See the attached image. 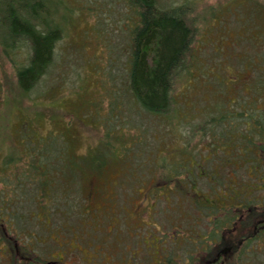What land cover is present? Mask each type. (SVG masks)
<instances>
[{
  "label": "trees",
  "instance_id": "16d2710c",
  "mask_svg": "<svg viewBox=\"0 0 264 264\" xmlns=\"http://www.w3.org/2000/svg\"><path fill=\"white\" fill-rule=\"evenodd\" d=\"M124 1L135 17L120 51L123 62H107V89H102L109 108L100 116L102 138L87 153L75 151L65 132H50L35 143L25 139L18 154L7 158L15 168L6 164L0 170V179L12 182L8 192H0V264H65L52 254L53 241L37 242L43 230L31 214L44 209L55 225L78 218L85 182L118 160L144 175L142 187H148L153 206L186 200L187 220L164 216L171 231L186 238L167 243L156 263L143 264H264V90L254 89L264 87V73L250 67L254 74L236 79L232 101H211L203 114L213 113L190 126L175 158L168 156L173 150L156 153V146L152 154L139 151L137 145L148 139L147 131L136 130L139 120L156 117L173 124L178 118L173 89L191 53L198 16L193 0ZM67 10L65 0H0L1 43L23 92L56 67ZM20 46L26 53L19 62L12 53ZM252 91L258 94L253 99L247 97Z\"/></svg>",
  "mask_w": 264,
  "mask_h": 264
},
{
  "label": "rangeland",
  "instance_id": "374dc122",
  "mask_svg": "<svg viewBox=\"0 0 264 264\" xmlns=\"http://www.w3.org/2000/svg\"><path fill=\"white\" fill-rule=\"evenodd\" d=\"M65 1L69 8L67 33L56 46L57 65L28 93L22 91L0 38V170L8 157L18 154L25 139L35 143L50 132H65L75 151L87 153L104 134L99 121L109 108L102 89H107V62L112 58L123 62L120 51L127 44L135 13L124 0ZM193 1L198 32L186 67L176 76L172 112L178 118H173V124L156 117L136 123L138 132L148 133L147 141L137 145L139 151L152 154L155 146L156 153L173 150L170 159L178 154L190 126L213 113L209 109L203 114L211 101L234 99L238 90L235 81L251 77L254 72L250 67L264 73V0ZM25 53L26 47L20 46L12 56L20 62ZM112 69L119 79V69ZM257 80L255 77L252 82ZM256 88L264 90L259 85ZM247 95L253 99L258 94L252 91ZM197 115L200 117L193 120ZM171 127H177L182 136L172 133ZM154 135L161 139L158 143ZM28 145L29 150L32 144ZM117 162L85 182L78 218L55 225L44 209L31 214L43 230L36 234L37 242L53 241L56 260L59 257L65 264L156 263L167 243L186 238L184 233L171 231L164 220L165 215L187 220L186 200L153 206L148 187H142L144 175L128 171L127 161ZM7 166L15 168L12 161ZM6 181L2 176V193L10 190L12 182Z\"/></svg>",
  "mask_w": 264,
  "mask_h": 264
}]
</instances>
